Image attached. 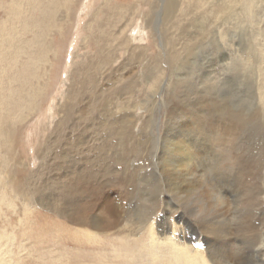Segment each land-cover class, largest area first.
<instances>
[{"label": "rangeland", "instance_id": "obj_1", "mask_svg": "<svg viewBox=\"0 0 264 264\" xmlns=\"http://www.w3.org/2000/svg\"><path fill=\"white\" fill-rule=\"evenodd\" d=\"M59 1L60 11L45 24L49 33L44 61L31 60L38 64V77L43 76L45 98L24 123L18 124L14 118L8 120L14 134L12 150L0 137V261L3 264H122L117 252L123 242L121 237L127 231L121 234L95 231L92 234L97 238H93L86 227H78L57 211L64 207L61 197L68 193L62 186L64 177L58 169L59 164L66 161L63 159L65 148L54 143L57 136L52 134L63 117L60 105L67 95L73 96L80 89L78 76L85 73L80 70L90 64L98 72H94L93 78L99 92H104V97L110 100L112 115L104 116L105 119L101 116V122L107 121V129H95L76 157H79V172H84L90 162L96 163L91 166L96 180L92 177L82 187L100 184L115 205L116 202L124 204L125 200L120 198L121 190H112L106 182V179L111 182L112 177L99 182L106 160L97 163L101 157L105 158V154H97V147L111 137L106 134L108 129L119 128L121 116H127L129 122L133 138L129 143L144 145V149L137 147L135 155L126 147L123 148L126 153L122 148L116 149L126 164L125 172L132 179L127 191L134 192L133 198L139 197L132 201L135 205L139 203L140 214L160 195H165L172 208L166 218L159 217V225L170 223L171 218L172 221L185 216L186 220L191 219L190 191L197 193L199 188L204 191L208 173L214 170L219 158H224L218 151L219 142L215 140L212 145L210 141L207 147L206 139L221 134L222 128L227 129L222 133L225 137L222 141L231 142H224L228 148L232 144L231 156L245 159L240 173L243 183L238 187L242 193L246 192L260 169L259 153L264 154V0H251L250 17L240 11L248 0H226L230 9L222 16L218 10L210 14L207 10L209 3L225 0H178L171 12L163 7L164 0ZM28 2L35 3L34 0ZM14 4L19 3L0 0V24L13 20L16 32V28L21 30L23 26L10 16ZM22 9L36 16L33 5H24ZM16 34L19 39L14 45L23 54L16 59L13 50L7 52L6 71H10L5 83H16L17 73L11 70L26 64L25 53L32 57L40 49L30 44L34 37L32 32H25L23 28ZM217 41L224 45L223 50L216 48ZM170 42L174 44L171 47ZM172 53L176 62L166 63ZM88 95L87 92L82 97L83 102L76 105L75 117L88 113ZM8 128L6 124L2 126L4 131ZM90 128V125L84 127ZM226 132L229 135H225ZM173 141L178 147L172 146ZM160 150L159 162L164 170L161 164L157 166L156 156L152 155ZM123 154H127L126 159ZM112 161H108L110 169L121 171ZM167 161L171 163L169 168L165 167ZM181 164L185 165L180 167ZM51 168H56L57 173ZM167 185L171 186L172 194ZM234 185L230 200L225 202V212L227 208L232 209L234 193L238 192ZM216 205L215 209L224 206L218 202ZM161 208L157 209L158 215L162 213ZM237 208L232 216L226 214L230 217L225 223L230 227H226L233 228L238 219L245 230L247 225L259 223L244 218ZM88 230L91 232L90 228ZM236 235L242 238L245 232Z\"/></svg>", "mask_w": 264, "mask_h": 264}, {"label": "bare ground", "instance_id": "obj_2", "mask_svg": "<svg viewBox=\"0 0 264 264\" xmlns=\"http://www.w3.org/2000/svg\"><path fill=\"white\" fill-rule=\"evenodd\" d=\"M17 1L19 4H14L15 9L11 11L10 16L15 22L22 24L23 27L21 30L19 27L16 28V32L22 31L23 28L25 32H32L34 37L30 44L33 45L34 43L40 49L34 52L32 57H30L28 53H25L26 64L15 70H11L17 73L14 78L16 83H5V77L10 71H6V66L8 65L6 64L7 52L13 50L14 54H16V59H18L23 54V51L14 45L15 40L19 39V35L16 34L12 27L13 20H11V23L9 21L7 22L8 26L6 22L0 24V137L5 139L3 144L7 145L11 150L14 145V134L12 133L13 128L8 120L14 118L16 123L20 124L21 121L24 123L28 119L30 112L36 109V106H39V102L45 98L43 76L38 77L40 75L38 72L39 67H37L38 64H33L31 60L33 61L41 58L44 61L43 58L46 56L45 52L47 48L46 37L49 33L45 24L49 23L51 19H54L56 13L60 11L59 7L61 5L59 0H48L47 2L34 0V4L28 2V0ZM177 1L178 0H164L163 7L166 8L168 12H171L176 6L175 4ZM212 3H209L210 6L207 10L209 14L214 10H218V13L221 15L228 8L226 0L218 4ZM250 3L251 0H248L246 4L244 3L241 5L240 9L241 13L243 11L245 13L243 15L247 17H250V11L248 10V5ZM164 4H166V7ZM21 5H26L27 7L33 5L36 8V16L22 9ZM108 12H112V10L108 9ZM252 14L253 13H251V15ZM191 38L196 40L194 37ZM172 45L174 44L170 42V47ZM223 47L224 45H222L221 41H217L216 48L223 50ZM175 58V54H169L165 62L175 63ZM92 69L90 64L82 66V70L80 71H85V73L78 76V79H80V81L78 80L80 89L75 91L73 96L67 95L65 102L60 105L63 117L56 123V127L52 132V134L56 133L57 136L54 143L58 144V147L63 146L65 148L63 159L66 160L59 164L58 169H60L64 177L62 186L68 193L64 194L63 198L61 197V200L64 202V207L61 209L57 208V211L67 216V219L73 224L79 225L78 227H86L85 230L89 236L95 231L102 232V234H107L112 231L118 233L127 231V233L125 232L126 235L121 237L123 242L119 245L120 247L117 252L118 259H121L120 261L122 264H264V157H262L264 154L261 156L259 153V158H262L260 163L263 164L261 165L259 163L260 169L257 172L258 174L255 182L250 185L251 189L242 193L239 190L238 184L242 185L243 183L240 173L243 170L241 162L245 159L243 157L234 158L231 156L232 152L230 150L232 148L230 147L232 144L228 148V144L226 143L230 141L228 140L226 142V140H224V142H226L225 144L222 141L225 138L222 136V133L227 130L226 128H222L221 134H218L215 138L211 136L206 139L207 147L210 141H212V145L215 143V140L219 142L218 146L220 148H218V151L222 153V157L224 158H219L215 162L214 170L208 173L204 182V191L200 188V192L197 191V193L193 190L190 191L191 203L189 213L191 219L189 220H186L185 216L184 219L180 217L172 221L171 218L170 223L164 221L167 223L163 225L158 224L159 217L160 219L166 218L164 216L167 212L171 211L172 208L170 199L165 195H160L155 199V202H153L152 206L148 207L149 209L147 211L140 214L137 210V205L140 200L137 199L139 200L137 205H135L132 200L139 197L133 198L135 196L133 191L128 193L127 188L131 187L132 179L124 170L126 166L124 160H121L116 153V149L119 150L122 148L123 153L129 151L135 155L139 150L137 147L142 146V144H140L141 142H139L138 145L129 143L133 138L129 132L127 116H121L119 118V128L117 130L108 129L106 131V134L111 137L109 140L102 143L101 147H97L99 148L97 154L102 153V156L105 154V158L101 157L97 163H105L106 160V165H104V163L102 164V166L104 165V169H102V173L99 176V182L103 181L105 177H112L111 182L108 181V179H106V182L110 183V188L112 190H121V192H119L120 198L121 200H125L124 204L122 202L121 204L120 202H116V206L113 203V199L111 201L105 193L106 189L101 188L98 183L97 185L90 184L88 187H82V184L86 183L88 179L94 177L96 180L97 175L92 173L93 169L91 166L94 163L90 161L91 165L88 166L84 172L82 170L79 172V157L76 156L80 154L83 147L88 143L91 137L90 134H92L95 129L98 127H101L102 130L107 129V121L101 122V116L104 118V116L108 114L112 115V109L109 108L110 100L104 97V92H99L96 87L95 79L93 78L94 72H98ZM87 74H89V77L86 76ZM8 81L9 80H7V82ZM73 85H71V87ZM87 92L89 94L88 103L90 104L88 106V113H82L81 115H77L78 117H75V112L77 110L75 107L78 105V102L83 100L82 97H84ZM68 93L70 92L68 91ZM165 116L167 117V115ZM230 122H233V120ZM4 124L9 126L7 131L2 129ZM87 125H90L91 128L84 129ZM182 128H185L184 124ZM19 130L17 132H19ZM208 136L209 135L206 137ZM161 137L164 140V136ZM228 139L230 138L228 137ZM46 142L44 144L45 147L48 146ZM171 144L172 146L178 147L175 141L171 142ZM106 145L107 147L104 148ZM132 145L135 146L132 147ZM212 145L210 149L213 147ZM124 147H126V152L123 150ZM130 148L132 149L130 150ZM134 148H136V150ZM142 149H144V145ZM9 153L12 157V153ZM126 155L123 154V159H126ZM152 155L156 156L157 166H159L161 164L159 161L162 159V151L154 152ZM227 157L229 159H227ZM112 160L121 167V171H114L115 168L110 169L108 161ZM178 162L179 161H177L176 164ZM94 165L96 166V163ZM184 165L185 164H181L180 167ZM170 166V161H167L165 167L169 168ZM162 168L164 170L163 165ZM189 170H187L188 173ZM51 171L55 174L58 170L56 168H51ZM114 172L115 174H111ZM8 181L10 182V180ZM227 184L229 188L226 187ZM234 184L237 185L238 192L234 193L233 206H229V208L231 207L232 209L229 210L227 208L225 212V202L230 200L228 198H231V194L234 192L232 190ZM230 185L232 187H230ZM166 187H168L169 192L172 194L171 186L167 185ZM201 187L204 188V186ZM231 200H233V198ZM217 202L224 206L215 209L214 206ZM159 208L162 209L161 215L157 214V209ZM236 208L240 210L244 218L247 217L251 220L255 219V221H259V223H251L249 227L247 225V230H245L241 227V220L238 219V223L233 225V228L226 227L229 223L227 225L225 223L230 221L227 220V217L232 216L233 210ZM227 213L229 216H226ZM232 218L235 219V216ZM160 223H162V221ZM89 228L91 232L88 230ZM242 231L245 232L242 238L236 235ZM86 232L84 231L85 234ZM139 232L140 234H138ZM92 236L93 238H97L96 234H92ZM134 236L137 237L134 239ZM0 264L3 263L0 261Z\"/></svg>", "mask_w": 264, "mask_h": 264}]
</instances>
